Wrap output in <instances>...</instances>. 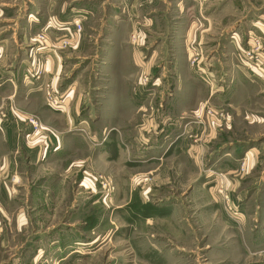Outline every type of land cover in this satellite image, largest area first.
<instances>
[{"label":"rangeland","instance_id":"obj_1","mask_svg":"<svg viewBox=\"0 0 264 264\" xmlns=\"http://www.w3.org/2000/svg\"><path fill=\"white\" fill-rule=\"evenodd\" d=\"M94 1L98 6L87 18L59 24L56 9L48 15V0H0V115L8 118L12 109L26 117L33 134L31 117L38 120L40 134L52 140L78 133L96 146L73 156L71 169L62 170L66 164L56 168L53 154L44 157L45 168L61 169L65 179L53 209L32 211L33 232L38 241L44 239L35 264H264V122L247 119L252 110L264 111V100L249 108L236 93L245 83L237 80L240 67L250 73L264 68L262 33L238 29L249 20V14L242 15L253 4L260 11L251 8V14L264 11V0H239L234 7L240 3L243 13L228 10L231 0H211L208 15L195 14L206 0H176L175 6H164L160 21V9L149 8L138 21H130L124 0ZM64 2L69 0L58 8ZM217 7L232 13L224 17L225 25L234 23L229 30L224 21L214 20ZM206 17L212 27L205 35L193 32L194 47L188 49L182 23L192 19L197 25ZM56 25L73 28L62 31ZM127 35L141 63L128 62L130 52L118 56ZM49 55L62 57L60 72H48L49 85H42ZM22 58L29 64L17 67ZM11 68L19 73L14 83ZM16 84L18 96L11 98ZM222 84L220 101L244 103L233 106L240 115L224 102L217 105ZM180 85L188 109L175 118L177 133L162 130L184 97L176 92ZM68 88H74L72 99L80 102L79 120H86L69 130L60 122ZM122 92L119 108L116 98ZM157 130L165 137L178 134L176 141L158 163L141 162L128 139L152 140ZM181 137L199 146L197 157L181 156L190 141ZM56 245L63 254L51 253ZM0 254L2 261H10L6 264L15 258Z\"/></svg>","mask_w":264,"mask_h":264},{"label":"crops","instance_id":"obj_2","mask_svg":"<svg viewBox=\"0 0 264 264\" xmlns=\"http://www.w3.org/2000/svg\"><path fill=\"white\" fill-rule=\"evenodd\" d=\"M48 1H50V3L48 4V15L49 17H51L52 13L50 12L56 9V13L54 14V16L58 17L57 19L59 24H71L72 17L76 16H84L85 18H87L89 13H92L94 7L98 6V4H96L94 0H69V3L64 2L66 4L65 6L58 8V5L63 0ZM105 1L106 0H103V2ZM209 1L211 0H206L205 2L200 3L201 6L199 8V11H197L195 14L203 15V13L205 12L208 15L209 8L207 5ZM212 1H217L219 3L220 0ZM238 1L239 0H231V6L228 8V10L234 9L239 10L240 13L245 12L244 6L241 7L240 3L238 4L240 7L235 8ZM123 3L124 5L126 4L127 7L126 8L123 6V10L125 9L124 12L128 11V13L130 14V21H135L136 19L138 21L141 16L145 15L143 14V11H146L148 14L147 10H149V8L151 12H156L155 10L160 9L159 11H157L159 12L157 15L159 16L160 21V16H164V12L162 11L164 6L169 5L170 7L171 4H174L175 6L176 0H124L122 4ZM251 8L253 9V11L256 9L260 11V9L255 4H253L252 7H249L246 13L242 15L243 18L246 14H249V20L246 19L242 24L239 25L238 29L241 30L240 27L242 28L243 26L246 29H253L255 31L259 30L264 38V11L251 14ZM216 9V19L214 20L220 22L224 21L223 24L225 25L227 19L224 17L231 15L232 13L227 12L226 15L223 13L225 8L217 7ZM187 13L192 16L194 12L192 9H189V12ZM206 20L207 21L200 22V24L197 25L192 22V19H190L188 22H185L184 24L182 23L183 30L188 32L185 40V46L188 49L191 50L192 47H194L192 43L194 33L202 32L205 35V33L207 34L209 32L212 25H210L209 23V18L206 17ZM231 24L225 25V27H227L226 30H229L234 26V23ZM57 25V30L62 31L72 30L73 28V26L71 25ZM204 35H200V38H202ZM130 41L131 40L130 38H128V35L124 36V46L120 50L121 55L118 56H123V53L124 56H126L130 52L131 54L129 58L131 59L128 58V62L141 63L140 52L132 47ZM78 43V45H80L81 47V43L83 42L79 40ZM3 46L4 45H2L0 41V50ZM129 48H132L133 50L131 51L129 50ZM50 56L51 55L48 56V59L46 61L47 72L39 82L42 85H49L47 83V81H49L47 78L48 72H51L52 74L54 72H56V74L60 72L59 63H61L62 57L59 55L51 57ZM3 59L4 56H0V64H2ZM24 64H29V60L27 58H22L20 66L17 67H22ZM240 69L241 72L239 73V77L237 78V80H241L240 82L244 81L245 83H242V86H244L243 90L242 88L239 89V91L236 90V93L238 94V96L244 97V101L245 103H247L249 108L255 107L258 104V100H264V68L262 69V71H255L253 69V73H250L249 71H246L241 67ZM1 72L2 70L0 69V74ZM188 74H191V72H189ZM8 75L10 76L9 81L13 83L15 79L18 81L19 73L15 70V68L9 69ZM1 85L2 83L0 81V86ZM224 87V84L219 85L216 90L218 93H216V96L220 98H216L218 100L217 105H222L224 102L225 105H229L231 107H240L242 104H244H236V102L230 101V99L228 98L223 99L221 102L220 100L222 98L220 97V92H223L222 90L224 89ZM73 89L74 88H68L66 90V94H64L63 97L65 95L66 96L61 100V103L64 104V106L61 107H63L64 109L61 113L60 122L61 125L65 128H68V130L75 127L76 124L79 126L86 121L82 118L81 120H79L81 117V105L80 102L76 103V101L72 99L74 94ZM176 92H181L184 97L182 99L179 98L178 101L180 103L176 104L175 108L172 109L173 111L171 112H174L175 114L172 117L170 116L167 119L166 123L160 125V127L162 126V130H170L173 128L175 129L177 126V119L175 118H178L179 112L180 114H182L185 113L188 109L185 106L187 94L184 93L182 86L180 88H177ZM212 93L215 96L214 91ZM8 94L11 98L13 96H18L17 84ZM123 96L124 94L122 92L116 98V103L118 105L117 107L119 108L124 103ZM234 111L236 112V115H240L241 113L240 108H234ZM251 112L253 113H251L247 117L249 123L254 124L258 122H264V111L252 110ZM100 117L101 119L103 118L102 120H104V118L107 116L105 115V117ZM93 127L96 128L95 125ZM31 129L32 128L27 125L26 117L17 111H13L12 109H10L8 118H3L0 115V253H9V256L15 257L10 264H35L37 257L42 254V246L39 245L44 239L38 241L40 236L36 234V232H33L32 224L35 223V221L32 215V211H39L40 209H53L58 204L56 201V196L63 190L65 175L64 172H61V169L56 168L66 164L67 167L63 166L62 170L65 168L71 169L74 166V158L76 159L79 157L80 151L91 150L92 148H95L94 150H96V146H92L94 142L91 144L90 142L85 141L86 139H84L78 133L69 134L67 138L65 134L62 136L57 135L56 138L52 140V137H49V135L45 132L43 134H40V132H42L40 130L39 132L33 134ZM162 130H157V132L154 131V133H152V135L150 136V138H153L152 140L143 137L142 139L139 138L136 143L132 141V138L128 139L127 136L130 151L134 152L136 154L135 156H137V158L140 159L141 162L152 160L153 165L156 164V162L158 163L159 161L157 160H160V158H162L161 156L163 153L164 155L167 153V151L169 150L168 148L174 145L176 137L178 136V134H174L173 136L169 135L165 137L164 135H161ZM97 131V129H94L92 133H94L95 135L91 134L94 139L98 134ZM127 132L129 133L128 129L126 128V133ZM174 133H177L176 129L174 130ZM181 138L184 141L189 139V137ZM191 141L192 140L189 141V144L187 146H181L183 148V153L181 154V156H185L188 158L189 156L190 158L192 156L197 157L198 154L196 153V151L199 146L193 144V141ZM50 145H52V147ZM54 146L55 148H53ZM76 150H78V152H75ZM48 154L49 156H47ZM52 154L54 155L52 156L54 157L53 160H56V168H45V164L48 162H43L44 157H50V155ZM97 155L103 158L106 154H102V152H99V154L97 153ZM71 157L73 159L70 162ZM247 157L249 158L251 165H253L255 159L251 151L247 153ZM56 177L58 178L57 181ZM35 178L36 180H34ZM38 178L42 180V182H40L39 184H37ZM58 245L55 246V249L51 251V253H64L63 248L58 247ZM30 246L32 247L30 248ZM1 256L2 255L0 254V257ZM8 262L10 261L5 262V260L2 261V259L0 258V264H6Z\"/></svg>","mask_w":264,"mask_h":264},{"label":"built area","instance_id":"obj_3","mask_svg":"<svg viewBox=\"0 0 264 264\" xmlns=\"http://www.w3.org/2000/svg\"><path fill=\"white\" fill-rule=\"evenodd\" d=\"M255 51L254 54L250 53V58L252 59L253 57H255ZM257 59V58H256ZM258 60V59H257ZM29 121L31 122V124L36 128V131L39 132L41 130V127L39 126V122L38 120L34 119V118H30ZM238 213L235 212L234 215H237ZM236 217V216H235Z\"/></svg>","mask_w":264,"mask_h":264}]
</instances>
